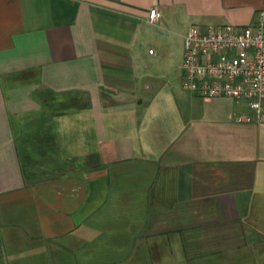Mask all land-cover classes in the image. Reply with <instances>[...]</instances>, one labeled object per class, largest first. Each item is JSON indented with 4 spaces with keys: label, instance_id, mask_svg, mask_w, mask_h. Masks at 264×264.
Instances as JSON below:
<instances>
[{
    "label": "crops",
    "instance_id": "obj_1",
    "mask_svg": "<svg viewBox=\"0 0 264 264\" xmlns=\"http://www.w3.org/2000/svg\"><path fill=\"white\" fill-rule=\"evenodd\" d=\"M263 12L0 0V264H264V100L203 98L144 50L149 24Z\"/></svg>",
    "mask_w": 264,
    "mask_h": 264
},
{
    "label": "built area",
    "instance_id": "obj_2",
    "mask_svg": "<svg viewBox=\"0 0 264 264\" xmlns=\"http://www.w3.org/2000/svg\"><path fill=\"white\" fill-rule=\"evenodd\" d=\"M161 13L152 8L149 21ZM183 86L203 98L264 100V12L254 24H193L184 37ZM153 52V50H150Z\"/></svg>",
    "mask_w": 264,
    "mask_h": 264
},
{
    "label": "rangeland",
    "instance_id": "obj_3",
    "mask_svg": "<svg viewBox=\"0 0 264 264\" xmlns=\"http://www.w3.org/2000/svg\"><path fill=\"white\" fill-rule=\"evenodd\" d=\"M188 26L186 24H176L173 28L165 30L159 29L155 25H148L145 53L147 55V63L150 66V70H160L165 68L176 69L180 76L182 73L183 60H184V38ZM150 48L155 51V55H150ZM163 56L156 63L153 59L157 56Z\"/></svg>",
    "mask_w": 264,
    "mask_h": 264
}]
</instances>
